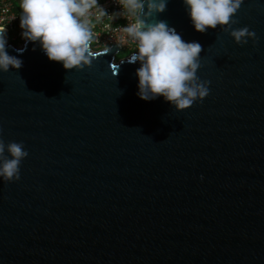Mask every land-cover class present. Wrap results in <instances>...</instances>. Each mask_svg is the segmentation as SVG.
<instances>
[{
  "label": "water",
  "instance_id": "water-1",
  "mask_svg": "<svg viewBox=\"0 0 264 264\" xmlns=\"http://www.w3.org/2000/svg\"><path fill=\"white\" fill-rule=\"evenodd\" d=\"M233 19L255 44L195 32L182 0L150 19L202 46L209 94L180 112L137 97L115 44L64 70L2 32L22 66L0 73V139L28 156L0 182V264H264V0Z\"/></svg>",
  "mask_w": 264,
  "mask_h": 264
},
{
  "label": "clouds",
  "instance_id": "clouds-1",
  "mask_svg": "<svg viewBox=\"0 0 264 264\" xmlns=\"http://www.w3.org/2000/svg\"><path fill=\"white\" fill-rule=\"evenodd\" d=\"M243 0H182L193 30L204 33L219 29L233 43L255 44L256 34L247 26L234 28L233 19ZM123 15L131 22L122 28V42L135 49L128 63H136L137 97L142 101L162 98L176 112L188 109L209 94V82L200 80L202 46L185 41L164 21L150 22L162 13L167 0H120ZM20 36L25 43L38 45L49 61L59 62L64 70L80 71L91 66L97 55L92 51L90 18L99 21L106 15L98 0H19ZM111 18V17H110ZM0 29V73L18 70L22 60L6 50ZM35 50V47L33 48ZM22 49L18 50V52ZM108 49L105 48V52ZM28 156L22 141L5 143L0 139V182L20 178V164Z\"/></svg>",
  "mask_w": 264,
  "mask_h": 264
},
{
  "label": "built area",
  "instance_id": "built-area-1",
  "mask_svg": "<svg viewBox=\"0 0 264 264\" xmlns=\"http://www.w3.org/2000/svg\"><path fill=\"white\" fill-rule=\"evenodd\" d=\"M106 15L99 21L91 17L92 32L97 51L108 48L113 44L126 48L130 43L122 42L125 34L122 28L131 22V18L124 16L120 0H98ZM19 0H0V29L11 40H22L19 23ZM111 17V18H110Z\"/></svg>",
  "mask_w": 264,
  "mask_h": 264
},
{
  "label": "rangeland",
  "instance_id": "rangeland-1",
  "mask_svg": "<svg viewBox=\"0 0 264 264\" xmlns=\"http://www.w3.org/2000/svg\"><path fill=\"white\" fill-rule=\"evenodd\" d=\"M94 46H95V45L92 44V49H93V51H97L98 48H95ZM134 51H135V49L132 48L130 44H129L126 48H122L120 53H121V54L124 53V54H123V56H122L121 58L117 59V61H118V60H124V59L129 58V57L132 55V53H133Z\"/></svg>",
  "mask_w": 264,
  "mask_h": 264
},
{
  "label": "flooded vegetation",
  "instance_id": "flooded-vegetation-1",
  "mask_svg": "<svg viewBox=\"0 0 264 264\" xmlns=\"http://www.w3.org/2000/svg\"><path fill=\"white\" fill-rule=\"evenodd\" d=\"M6 39H7L8 43H11L15 47H21L22 44L24 43L23 40H11V39H9V37L7 35H6Z\"/></svg>",
  "mask_w": 264,
  "mask_h": 264
},
{
  "label": "trees",
  "instance_id": "trees-1",
  "mask_svg": "<svg viewBox=\"0 0 264 264\" xmlns=\"http://www.w3.org/2000/svg\"><path fill=\"white\" fill-rule=\"evenodd\" d=\"M91 47H92V46H91ZM123 54H124V53H123ZM123 54H121V53H120V54H118V55H117V57H116V59H119V58H121V57L123 56Z\"/></svg>",
  "mask_w": 264,
  "mask_h": 264
}]
</instances>
